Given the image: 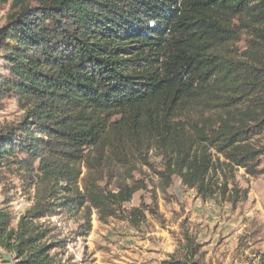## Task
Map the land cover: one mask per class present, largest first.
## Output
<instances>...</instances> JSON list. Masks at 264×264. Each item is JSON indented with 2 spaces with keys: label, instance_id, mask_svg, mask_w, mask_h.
<instances>
[{
  "label": "trees",
  "instance_id": "trees-1",
  "mask_svg": "<svg viewBox=\"0 0 264 264\" xmlns=\"http://www.w3.org/2000/svg\"><path fill=\"white\" fill-rule=\"evenodd\" d=\"M0 175L33 190L15 228L0 210V250L19 264H74L57 218L138 228L155 177L201 202L247 200L235 181L264 175V0H0ZM151 154L158 159L152 162ZM147 171H143V169ZM153 203V204H152ZM126 213V214H125ZM183 243V244H182ZM188 232L163 264H204Z\"/></svg>",
  "mask_w": 264,
  "mask_h": 264
},
{
  "label": "rangeland",
  "instance_id": "rangeland-1",
  "mask_svg": "<svg viewBox=\"0 0 264 264\" xmlns=\"http://www.w3.org/2000/svg\"><path fill=\"white\" fill-rule=\"evenodd\" d=\"M8 12L9 5L0 6V30ZM21 116L14 101H5L0 107V130L17 124ZM151 160L158 162L153 154ZM19 177L18 172L10 170L0 175V210L10 216L13 228L33 196V190ZM235 181L248 194L246 201L232 208L220 198L201 202L176 178L162 194L157 179L148 178L147 191L136 193L124 205L128 212L142 200L152 210L150 190L155 192L156 214L145 212L138 228L125 220L100 224L93 214L91 231L80 238L74 232L82 221L81 216L73 220L57 218L54 222H58L69 239L63 258L71 257L74 264H163L169 254L180 248L183 234L188 232L196 243L212 250L209 260L213 258L214 264H264V175L251 178L238 170ZM0 264H19V261L0 250Z\"/></svg>",
  "mask_w": 264,
  "mask_h": 264
},
{
  "label": "crops",
  "instance_id": "crops-1",
  "mask_svg": "<svg viewBox=\"0 0 264 264\" xmlns=\"http://www.w3.org/2000/svg\"><path fill=\"white\" fill-rule=\"evenodd\" d=\"M203 245V248L202 250L205 252V259H204V264H212L214 259L213 258H210L209 260V257H210V254H211V251L210 249H207V247L205 246V244H202ZM211 246V245H210ZM173 254V253H172ZM170 255V254H169ZM214 264V263H213Z\"/></svg>",
  "mask_w": 264,
  "mask_h": 264
}]
</instances>
